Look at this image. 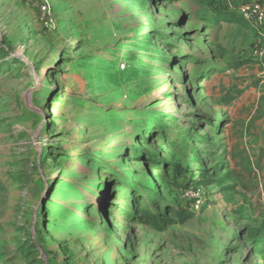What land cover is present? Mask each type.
Instances as JSON below:
<instances>
[{
  "label": "rangeland",
  "instance_id": "1",
  "mask_svg": "<svg viewBox=\"0 0 264 264\" xmlns=\"http://www.w3.org/2000/svg\"><path fill=\"white\" fill-rule=\"evenodd\" d=\"M244 1L0 0V264H264ZM239 142L249 191L225 177Z\"/></svg>",
  "mask_w": 264,
  "mask_h": 264
},
{
  "label": "trees",
  "instance_id": "2",
  "mask_svg": "<svg viewBox=\"0 0 264 264\" xmlns=\"http://www.w3.org/2000/svg\"><path fill=\"white\" fill-rule=\"evenodd\" d=\"M226 21L231 22L232 20L227 18ZM224 100L228 104H232L234 101H236V98L227 97L224 98ZM228 154L230 155V160L234 164V167H230L225 175L226 179L232 183L230 186H228V189L234 190L237 187H240L245 191H249L254 188L258 175L255 171V163L253 162V159L248 153V150L244 144L239 142L233 149L228 151ZM216 175L217 177H220L219 173ZM192 217L193 213L190 211L180 214L181 222H185ZM147 224L153 225L157 230L162 229V227L158 225L157 222H150V218H148Z\"/></svg>",
  "mask_w": 264,
  "mask_h": 264
},
{
  "label": "built area",
  "instance_id": "3",
  "mask_svg": "<svg viewBox=\"0 0 264 264\" xmlns=\"http://www.w3.org/2000/svg\"><path fill=\"white\" fill-rule=\"evenodd\" d=\"M45 2L48 3L47 1ZM46 12H49L48 8H45ZM238 12L264 37V0L245 3L239 8ZM258 56L264 58V45L259 51Z\"/></svg>",
  "mask_w": 264,
  "mask_h": 264
},
{
  "label": "crops",
  "instance_id": "4",
  "mask_svg": "<svg viewBox=\"0 0 264 264\" xmlns=\"http://www.w3.org/2000/svg\"><path fill=\"white\" fill-rule=\"evenodd\" d=\"M257 1H261V0H245L244 2L245 3H254V2H257ZM259 33V32H258ZM260 34V33H259ZM261 35V34H260ZM262 37V36H261ZM259 40L263 41L262 38H259Z\"/></svg>",
  "mask_w": 264,
  "mask_h": 264
}]
</instances>
